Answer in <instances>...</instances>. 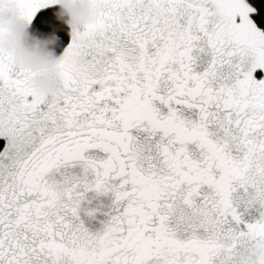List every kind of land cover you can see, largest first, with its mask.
I'll use <instances>...</instances> for the list:
<instances>
[{"label":"snow or ice","instance_id":"6c2138e0","mask_svg":"<svg viewBox=\"0 0 264 264\" xmlns=\"http://www.w3.org/2000/svg\"><path fill=\"white\" fill-rule=\"evenodd\" d=\"M16 3L56 26L53 0ZM255 11L105 0L60 54L55 103L0 53V264H264Z\"/></svg>","mask_w":264,"mask_h":264},{"label":"clouds","instance_id":"9594fccd","mask_svg":"<svg viewBox=\"0 0 264 264\" xmlns=\"http://www.w3.org/2000/svg\"><path fill=\"white\" fill-rule=\"evenodd\" d=\"M56 26L48 31L33 29L18 10L16 0H0V53L11 57L15 67L36 73L28 86L39 96L55 103L61 96V82L56 70L60 55L59 27L73 30L94 22L105 0H53Z\"/></svg>","mask_w":264,"mask_h":264},{"label":"trees","instance_id":"16d2710c","mask_svg":"<svg viewBox=\"0 0 264 264\" xmlns=\"http://www.w3.org/2000/svg\"><path fill=\"white\" fill-rule=\"evenodd\" d=\"M246 2L250 6L256 9L255 12H250V17L256 23L257 27L260 30L264 31V0H246ZM54 7L56 8L57 6H54ZM52 10H53L52 8L41 10L37 14V17L48 16ZM35 25H36V21L33 22V25H31V27L33 29H36ZM48 30L49 29L45 28L41 31L46 32ZM58 35L60 37V46L56 49V54L60 55L64 47H66V45L70 42L71 36L69 35V29L66 26L59 27ZM0 143H2V141H0Z\"/></svg>","mask_w":264,"mask_h":264},{"label":"flooded vegetation","instance_id":"af4514ba","mask_svg":"<svg viewBox=\"0 0 264 264\" xmlns=\"http://www.w3.org/2000/svg\"><path fill=\"white\" fill-rule=\"evenodd\" d=\"M261 75H262V73H261L259 70L255 73V76H256L257 78H259Z\"/></svg>","mask_w":264,"mask_h":264},{"label":"rangeland","instance_id":"374dc122","mask_svg":"<svg viewBox=\"0 0 264 264\" xmlns=\"http://www.w3.org/2000/svg\"><path fill=\"white\" fill-rule=\"evenodd\" d=\"M40 11H41V10H40ZM40 11H39V12H40ZM39 12H38V13H39ZM38 13H37V14H38ZM249 16H250V13H249ZM250 18H251V17H250Z\"/></svg>","mask_w":264,"mask_h":264}]
</instances>
